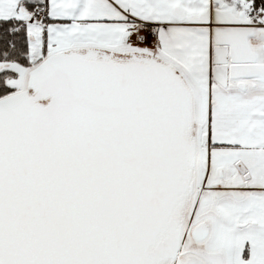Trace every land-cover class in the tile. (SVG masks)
Listing matches in <instances>:
<instances>
[{
	"label": "snow or ice",
	"instance_id": "snow-or-ice-1",
	"mask_svg": "<svg viewBox=\"0 0 264 264\" xmlns=\"http://www.w3.org/2000/svg\"><path fill=\"white\" fill-rule=\"evenodd\" d=\"M0 264H264V0H0Z\"/></svg>",
	"mask_w": 264,
	"mask_h": 264
}]
</instances>
